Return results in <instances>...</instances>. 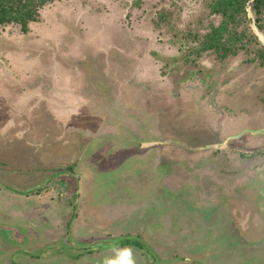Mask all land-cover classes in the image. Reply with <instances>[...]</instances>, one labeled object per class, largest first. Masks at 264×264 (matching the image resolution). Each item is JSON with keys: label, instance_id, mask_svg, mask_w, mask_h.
Instances as JSON below:
<instances>
[{"label": "rangeland", "instance_id": "rangeland-1", "mask_svg": "<svg viewBox=\"0 0 264 264\" xmlns=\"http://www.w3.org/2000/svg\"><path fill=\"white\" fill-rule=\"evenodd\" d=\"M208 2L51 0L0 27V264H81L39 220L91 237L83 264H264V133L196 150L264 130L258 46L197 52ZM56 182L70 210L26 196Z\"/></svg>", "mask_w": 264, "mask_h": 264}, {"label": "trees", "instance_id": "trees-1", "mask_svg": "<svg viewBox=\"0 0 264 264\" xmlns=\"http://www.w3.org/2000/svg\"><path fill=\"white\" fill-rule=\"evenodd\" d=\"M51 0H0V27L8 25L19 26L22 32L27 31L30 23L36 21V14ZM250 7L254 18V25L264 37V0H209V13L218 23L210 24L203 34L194 36L199 43L197 52H212L217 60L236 56L243 51L249 52L258 49L250 62H258L264 67V48L257 42V38L249 29L250 22L245 10ZM243 20L245 27L237 30ZM245 29V30H244ZM243 37L249 40L243 43ZM194 43V42H193ZM253 44L254 47L251 45ZM252 49V50H251ZM125 243V242H124Z\"/></svg>", "mask_w": 264, "mask_h": 264}, {"label": "flooded vegetation", "instance_id": "flooded-vegetation-1", "mask_svg": "<svg viewBox=\"0 0 264 264\" xmlns=\"http://www.w3.org/2000/svg\"><path fill=\"white\" fill-rule=\"evenodd\" d=\"M70 176H73V175L70 174ZM74 178H76V177H74ZM68 184H65L64 182H58V183L56 182V183L48 184V186L53 187V188L50 189V190H45V191H42L43 189H45V187L42 188V187H39L40 186L39 185L38 187L34 188V189H38L36 192L31 190L32 194H30V195L26 194V196H40V199L42 201L47 202V204L50 206L49 210L56 209V211L60 212V210L62 208H64V205H66L67 208L70 210V202H69V199L67 198V196H68V188H69ZM46 185H47V183H46ZM41 188H42V190H41ZM55 189H57L58 191L60 190L61 191V195L55 194L56 191H57ZM79 194L80 195L83 194V191L80 190V189H79ZM79 194H77V197H76L77 200H76L75 205H74V211H75V208H76L77 212H75V213L73 212L74 216H73L71 222L75 221L78 218L80 219L81 216H82V214H81V212L79 210V197H80ZM62 198L63 199L66 198V199L62 201ZM88 210L90 211L92 209L89 208ZM45 212H46V210H44L42 213H39V214L38 213L37 214L29 213L30 220H37L38 219L37 216H42ZM27 215L28 214H26V216ZM94 216H95L96 220L92 221ZM97 219H98L97 218V214L92 212V211H90V214L85 216L83 221L89 220L91 223H98ZM38 226L41 227V230H40V236L41 237H45L46 238V236L50 235L48 237L50 239H48L49 242L47 244L57 243V242H59V238H62L63 240L66 239V245L70 246L71 249L76 251L75 254L71 253V258H74V259H77V260L81 258V264H83V262L86 261V258L89 255H93V253L91 251V245H86V246L84 245L85 242L91 240V237H85L84 238L83 237L84 235L82 233H78L77 235H73L72 232H73V230H75L73 225L69 226V224H68V226L65 228V230H62V228L59 230L58 229V224H54L53 227L49 228L50 230L48 231L46 226L42 225V223L39 220L38 221ZM68 227H69V229H68ZM37 230L38 229H36L35 231H37ZM128 245L129 244L126 243L123 246H128ZM46 249L47 248H45L44 250H46ZM59 254L62 255V252L60 251ZM93 259H95V258H93ZM96 264H98V263H96Z\"/></svg>", "mask_w": 264, "mask_h": 264}, {"label": "water", "instance_id": "water-1", "mask_svg": "<svg viewBox=\"0 0 264 264\" xmlns=\"http://www.w3.org/2000/svg\"><path fill=\"white\" fill-rule=\"evenodd\" d=\"M254 0H251V2H253ZM258 35V39L260 40V42L262 43L263 47H264V39L262 36H260V34H257ZM252 134V135H259V134H263L264 133V130H260V131H244L242 134L240 135H237V136H234V137H230V138H227L225 140L224 143L222 144H218V145H212V146H207V147H203V148H198L196 150H206L207 148L208 149H214V150H217V149H222L225 147L226 143L229 142V141H232V140H235L237 138H239V136L241 135H244V134ZM153 145H158V144H153ZM152 145V146H153ZM141 245V244H140Z\"/></svg>", "mask_w": 264, "mask_h": 264}, {"label": "crops", "instance_id": "crops-1", "mask_svg": "<svg viewBox=\"0 0 264 264\" xmlns=\"http://www.w3.org/2000/svg\"><path fill=\"white\" fill-rule=\"evenodd\" d=\"M190 262V261H189Z\"/></svg>", "mask_w": 264, "mask_h": 264}]
</instances>
